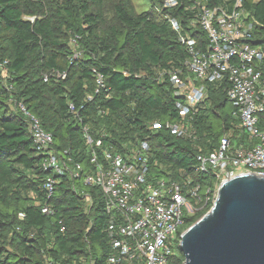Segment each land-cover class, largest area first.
Wrapping results in <instances>:
<instances>
[{
    "label": "trees",
    "instance_id": "1",
    "mask_svg": "<svg viewBox=\"0 0 264 264\" xmlns=\"http://www.w3.org/2000/svg\"><path fill=\"white\" fill-rule=\"evenodd\" d=\"M164 1L149 0L148 9L136 11L131 0H115L109 20L105 0H0V264H107L105 196L72 173L76 163L82 175L94 168L93 151L102 161L104 148L124 152L145 141L150 177L183 183L188 176L204 195L216 181L210 169L195 170L197 154L216 149L229 128L233 146L245 141L226 78L206 83L192 121L195 139L165 127L179 118L167 71H185L188 52L180 35L194 38L203 51L209 40L191 10L195 0ZM234 1L205 4L232 7ZM243 2L258 22L251 43L264 44V0ZM20 103L52 134L50 148L68 166L63 173L44 168L47 153L36 149ZM258 120L264 130V112ZM156 121L162 127L151 129ZM49 176L51 196L43 188ZM211 205L202 201L184 217L168 264L184 263L179 234Z\"/></svg>",
    "mask_w": 264,
    "mask_h": 264
},
{
    "label": "built area",
    "instance_id": "2",
    "mask_svg": "<svg viewBox=\"0 0 264 264\" xmlns=\"http://www.w3.org/2000/svg\"><path fill=\"white\" fill-rule=\"evenodd\" d=\"M175 4L176 0L164 1V6ZM191 10L197 24L207 34L208 48L203 51L194 38L180 35L188 52L185 71H167L177 96L175 105L179 118L166 122L165 127L178 137L195 139L192 121L204 104L206 83L226 78L230 84L227 97L232 115L239 119V127L247 137L233 146V130L229 128L216 149L197 154L195 170L210 169L216 181L213 190L208 187L204 195L199 192V184H192L188 176L183 183L150 177V146L145 141L124 152L104 148L102 161L93 151L90 162L94 168L83 171V175L82 171L79 174L81 165L76 163L73 175L81 176L84 185L99 187L105 196L107 264H168L171 245L185 222L184 217L192 214L202 201L213 203L220 182L242 172L264 177V130L258 126L259 114L264 112V44L251 43L258 22L246 10L243 0H235L232 7H210L205 0H195ZM168 19L180 33V23L175 18ZM97 82L101 84L102 81L98 78ZM18 108L28 119L36 149L47 153L44 168L58 174L66 171L68 166L59 157L60 153L50 148L52 134L44 130L40 120L21 103ZM161 127L158 121L150 125L151 129ZM86 138L90 144V137L86 135ZM67 161L71 162V157H67ZM54 183L51 176L43 183L48 196L53 194ZM48 211V207H43V213Z\"/></svg>",
    "mask_w": 264,
    "mask_h": 264
},
{
    "label": "water",
    "instance_id": "3",
    "mask_svg": "<svg viewBox=\"0 0 264 264\" xmlns=\"http://www.w3.org/2000/svg\"><path fill=\"white\" fill-rule=\"evenodd\" d=\"M183 264H264V177L219 183L211 207L180 236Z\"/></svg>",
    "mask_w": 264,
    "mask_h": 264
},
{
    "label": "rangeland",
    "instance_id": "4",
    "mask_svg": "<svg viewBox=\"0 0 264 264\" xmlns=\"http://www.w3.org/2000/svg\"><path fill=\"white\" fill-rule=\"evenodd\" d=\"M115 0H105V8H106V17L111 20L112 19V15H111V7L112 4ZM135 10L136 11H143L149 8L150 3L149 0H131ZM230 105H227V109H229Z\"/></svg>",
    "mask_w": 264,
    "mask_h": 264
}]
</instances>
